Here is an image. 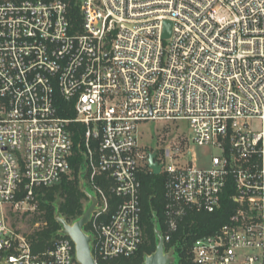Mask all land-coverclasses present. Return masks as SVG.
I'll return each instance as SVG.
<instances>
[{
    "label": "built area",
    "instance_id": "2783aa9c",
    "mask_svg": "<svg viewBox=\"0 0 264 264\" xmlns=\"http://www.w3.org/2000/svg\"><path fill=\"white\" fill-rule=\"evenodd\" d=\"M80 12L76 28L67 0H0V264H80L62 226L35 252L12 223L39 211L76 154L97 199L85 227L95 264L141 248L151 154L167 253L185 218L215 213L229 189L235 211L193 242V264H264V0H80ZM181 120L216 152L209 168L191 145L168 146L169 164L139 148L140 123Z\"/></svg>",
    "mask_w": 264,
    "mask_h": 264
},
{
    "label": "trees",
    "instance_id": "16d2710c",
    "mask_svg": "<svg viewBox=\"0 0 264 264\" xmlns=\"http://www.w3.org/2000/svg\"><path fill=\"white\" fill-rule=\"evenodd\" d=\"M70 3V19L74 27H80L82 17L80 12V0H67ZM65 116V113H62ZM83 158L76 154L72 160V173L66 176L62 182L52 188L39 191V211L29 221L30 234L24 233L32 242L35 252L45 250L59 238L61 225L57 217H63L69 224L78 221L86 211L88 197L82 190L79 173ZM141 200L143 206V226L146 240L139 251L131 258L123 261L124 264H145V259L155 253L158 245L156 230L164 232L166 219L165 206V179L162 175H155L146 170L141 173ZM232 190H227L222 205L215 213H191L181 223L180 229L173 236L171 242L166 245L167 250L178 254L179 261L174 264H193L191 247L200 236L214 233L228 223L235 211V204L230 200ZM27 214L23 216V220ZM13 226L20 221L14 217ZM38 225V226H37ZM88 228V227H87ZM86 228V229H87ZM123 264V263H121Z\"/></svg>",
    "mask_w": 264,
    "mask_h": 264
},
{
    "label": "rangeland",
    "instance_id": "374dc122",
    "mask_svg": "<svg viewBox=\"0 0 264 264\" xmlns=\"http://www.w3.org/2000/svg\"><path fill=\"white\" fill-rule=\"evenodd\" d=\"M192 133L190 123L188 121H176V122H143L138 125V145L139 148L145 152H157V156L161 162L164 164H169L170 159L166 157L164 150L168 146L174 144L179 145L180 147L185 148L188 145L193 147V152L195 155L194 164L202 169H207L211 164V157L216 154L213 150L205 147H198L189 142V136ZM144 171L149 170L148 165H145ZM143 171V172H144ZM35 213L27 214L23 220L24 214L18 213L16 216L20 221L16 222V229L22 233L30 234L33 232L34 228H31L29 221L32 219ZM15 222V219H12V223ZM146 240V235L144 232V241ZM176 261L178 263L179 256L175 254ZM128 258H121L116 261H112L108 264H121ZM129 260V259H128Z\"/></svg>",
    "mask_w": 264,
    "mask_h": 264
},
{
    "label": "water",
    "instance_id": "95a60500",
    "mask_svg": "<svg viewBox=\"0 0 264 264\" xmlns=\"http://www.w3.org/2000/svg\"><path fill=\"white\" fill-rule=\"evenodd\" d=\"M172 24L165 22L164 39L171 36ZM150 168L155 175H160L161 167L155 162V154L149 158ZM86 196L91 199V205L86 209L83 216L73 224H69L63 217L58 216L57 222L63 227V234L69 236L76 245L77 260L80 264H95V258L92 253V236L85 232V227L89 224L93 212L96 210L97 199L91 196L85 187L82 188ZM158 239L157 249L154 254L147 256L145 264H174L176 261L175 252H166L165 241L161 230H156Z\"/></svg>",
    "mask_w": 264,
    "mask_h": 264
}]
</instances>
